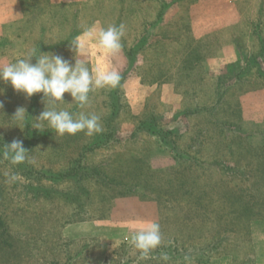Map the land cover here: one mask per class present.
Segmentation results:
<instances>
[{
  "label": "rangeland",
  "instance_id": "374dc122",
  "mask_svg": "<svg viewBox=\"0 0 264 264\" xmlns=\"http://www.w3.org/2000/svg\"><path fill=\"white\" fill-rule=\"evenodd\" d=\"M121 24L119 85L56 106L100 133L33 128L42 94L0 81V154L29 151L0 155V264H264V0H0V67L34 50L94 76L96 41L70 42ZM152 221L162 241L140 259L131 225Z\"/></svg>",
  "mask_w": 264,
  "mask_h": 264
},
{
  "label": "clouds",
  "instance_id": "9594fccd",
  "mask_svg": "<svg viewBox=\"0 0 264 264\" xmlns=\"http://www.w3.org/2000/svg\"><path fill=\"white\" fill-rule=\"evenodd\" d=\"M125 26L110 25L101 28L98 32L89 29L81 36L70 42L71 50L77 54L82 53L85 41H96V47L102 54L103 61L96 68L95 75L90 72L85 61L77 60L73 66L63 56L53 53H40L35 51L26 54L24 58L16 59L15 62L7 63L0 67V81L10 84L16 93L30 99L35 94H42L41 100L45 108L35 118L38 123L33 128L41 129L40 121H46L48 128L55 131L57 135H76L84 132L87 136L100 133L102 127L100 117L96 114L80 112L78 116L67 110H57L58 102H64V94L68 93L73 102L84 108L89 101V93L93 89H115L120 81L121 74L110 67L109 57H117L122 50L121 39L124 36ZM36 63H32V58ZM0 89V94H2ZM0 101V109L3 108ZM26 110L17 108L12 117L17 121L24 120ZM29 151L23 147V141L14 139L10 144H5L2 158L8 160L12 165H19L28 160ZM31 163L32 161L29 160ZM17 175L10 176V182H14ZM134 229L130 236L132 247L140 253V259H147L149 254L156 249L162 241L160 224L156 221L138 222L131 225ZM165 261L169 258L167 254L162 257Z\"/></svg>",
  "mask_w": 264,
  "mask_h": 264
}]
</instances>
